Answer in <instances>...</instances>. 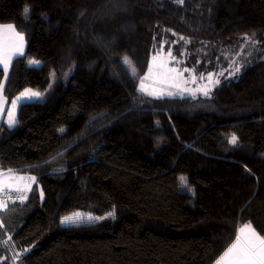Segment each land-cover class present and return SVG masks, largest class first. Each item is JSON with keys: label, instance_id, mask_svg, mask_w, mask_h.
I'll return each instance as SVG.
<instances>
[{"label": "trees", "instance_id": "16d2710c", "mask_svg": "<svg viewBox=\"0 0 264 264\" xmlns=\"http://www.w3.org/2000/svg\"><path fill=\"white\" fill-rule=\"evenodd\" d=\"M0 23L25 37L0 72L4 96L44 95L0 128V172L37 177L0 208V264H214L244 224L264 235V0H0ZM253 32L250 66L207 98L142 95L120 64L142 78L171 50L182 68L218 73ZM76 210L107 218L62 226Z\"/></svg>", "mask_w": 264, "mask_h": 264}, {"label": "snow or ice", "instance_id": "6c2138e0", "mask_svg": "<svg viewBox=\"0 0 264 264\" xmlns=\"http://www.w3.org/2000/svg\"><path fill=\"white\" fill-rule=\"evenodd\" d=\"M123 0H113V3H122ZM180 3H183V0H179ZM25 19H29L28 14L30 13V9L26 7L24 9ZM8 29L12 30L13 43L11 47H4L0 49V72L3 73L5 80L7 79L10 65L14 59H17L24 55L23 49L25 46V37L15 32L14 25H7ZM175 36L176 33H173ZM256 34L253 32L251 35L247 33L242 37L243 43L239 45V51H236L234 55L224 56L226 62H228V67L221 70L218 73L208 72L200 73L198 76L196 75V69H189L187 67L183 68V70L178 71L176 68L169 69V72L177 73V75L181 78L184 77V73H189V78H183V84L187 85L189 82L196 85L195 88H188L181 85V83L176 82V77H173V83L171 87L176 89V91H164V90H153L148 92L143 83V79L138 76L135 72L134 66L132 65L130 59L125 56L120 61L121 66L124 68L125 72L129 73V75L133 79L140 80V87L137 91L142 95L152 96L156 100H162L165 98H193L196 96L202 95L204 97H210L213 88L221 83L220 77L225 76L227 73L228 77H235L241 71V67L250 66L249 57L253 55V53H258L259 48L257 47L260 43L256 40ZM179 40L184 41L186 44L190 43V40H187L184 36H180ZM175 43V42H173ZM163 48V45H161ZM159 55V53H157ZM223 55V52H222ZM168 56L171 59L175 60L176 57L172 56L171 50L168 51ZM157 56H153V60H156ZM219 60L220 57H217ZM40 62L38 60H30L29 66L38 65ZM180 63V61H177ZM75 69V65L69 69V73L73 72ZM55 76V73H53ZM199 81V82H198ZM51 87V86H50ZM36 99V102H40L42 98V94L38 91H33L32 89H25L20 93L15 100L11 101V107L7 112V120L0 118V128L6 126L9 131L13 130L19 124V117L16 115V106L18 103L23 107V101L28 100L31 101ZM2 111V110H0ZM108 113L101 112L95 116H92L89 120V124L94 123L97 119H103L107 116ZM157 127H159V123L157 122ZM59 133L64 134L65 129H58ZM227 143L232 146H237L239 143V137L236 134H232L228 139ZM71 147V145L69 146ZM57 155H63V153H58ZM50 161H45L46 165ZM43 165H32L30 167L37 168ZM66 169H60L58 171H64ZM22 171V170H20ZM57 171V170H54ZM182 180L184 178H181ZM37 177L35 176H16L13 173L12 169H7L6 172H0V208H6L7 200H13L12 193H16L15 200L23 202L27 199L25 193L31 190L32 184L36 183ZM15 181V182H13ZM21 181H31V183H20ZM186 186V185H185ZM43 192L41 191V196ZM108 217L114 218V212H109ZM104 216H92L91 214H82L80 212H75L70 215H66L60 219V224L65 227H87L93 221H100L102 219H106ZM29 250H25L27 254ZM27 256L25 255L24 259ZM225 260L227 264H264V235L259 234L250 224H244L243 227L239 228V235L236 236L235 242L231 244V246L223 253L222 258L218 261V264H225Z\"/></svg>", "mask_w": 264, "mask_h": 264}, {"label": "rangeland", "instance_id": "374dc122", "mask_svg": "<svg viewBox=\"0 0 264 264\" xmlns=\"http://www.w3.org/2000/svg\"><path fill=\"white\" fill-rule=\"evenodd\" d=\"M168 51L169 50H167V51L161 50V51L157 52V53H159V55H157V53H155L151 56L149 66H148L146 72L144 73V75L142 77L145 89L148 92H151L153 90L176 91V89L171 87V84L174 82L173 77H176V82L181 83L182 86L188 87V88H195L196 85L192 84L191 82H189L187 85L183 84V78H189L190 79L188 72L184 73L183 78L179 77L177 75V73L169 72V69H171V68H176L178 71L183 70V68L181 66H179L178 63H176L177 62L176 59L173 60V59H171V57L168 56ZM225 54H229V53L226 52ZM154 55L157 56L156 60H153ZM32 60H35V59H32ZM205 74H207V73H205ZM196 75L198 76L199 74L196 73ZM139 87H140V82L138 84V88ZM25 89H32V88L27 87ZM25 89H23L21 92H23ZM32 90L36 91L34 89H32ZM21 92H19L9 102H7V106H8L7 112L9 110V108L11 107V101L15 100L18 96H20ZM43 96L44 95H42V98H43ZM33 100H36V99L34 98ZM33 100H31V101H33ZM24 101H28V100H24ZM17 107L18 106H16V111H17ZM4 120L5 121L7 120V113H6ZM16 176H31V175L26 174V173H22V174L17 173ZM20 183H22V184L23 183H30V181H21ZM75 212H80V213L85 214V215L91 214L92 216H102V215H96V214H93L90 212H84V211H79V210L78 211L76 210L72 213H75ZM72 213H70V214H72ZM70 214H67V215H70ZM241 227H243V226H241ZM238 234H239V231H238Z\"/></svg>", "mask_w": 264, "mask_h": 264}, {"label": "crops", "instance_id": "0c3cea01", "mask_svg": "<svg viewBox=\"0 0 264 264\" xmlns=\"http://www.w3.org/2000/svg\"><path fill=\"white\" fill-rule=\"evenodd\" d=\"M7 25H12V24L11 23H0V49H3L4 47L10 48L12 43H13L12 30L8 29L6 27ZM15 32H18L16 30V28H15ZM24 48H25V46H24ZM23 52H24V49H23ZM0 66L2 67V65H0ZM7 102H9V101L4 96L3 91H2V87H1L0 88V110H2V111H0V118H2V119L5 118L6 113H7V108H8ZM14 174L17 175V173H14ZM13 182H15V181H13ZM30 183H31V181H30ZM234 242H235V240L232 243H234ZM231 244L222 252V254L218 257V259L216 260V262L214 264H218V261L222 258L223 253L231 246ZM225 264H227L226 260H225Z\"/></svg>", "mask_w": 264, "mask_h": 264}, {"label": "built area", "instance_id": "2783aa9c", "mask_svg": "<svg viewBox=\"0 0 264 264\" xmlns=\"http://www.w3.org/2000/svg\"><path fill=\"white\" fill-rule=\"evenodd\" d=\"M26 197H27V192L25 193ZM12 196H13V200H7L6 202L8 201H18V200H15V196H16V193H12Z\"/></svg>", "mask_w": 264, "mask_h": 264}]
</instances>
